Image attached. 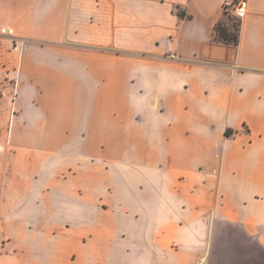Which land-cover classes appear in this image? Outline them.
Instances as JSON below:
<instances>
[{
	"label": "crops",
	"instance_id": "crops-1",
	"mask_svg": "<svg viewBox=\"0 0 264 264\" xmlns=\"http://www.w3.org/2000/svg\"><path fill=\"white\" fill-rule=\"evenodd\" d=\"M238 3L0 0V264L264 250V0L223 43Z\"/></svg>",
	"mask_w": 264,
	"mask_h": 264
},
{
	"label": "rangeland",
	"instance_id": "rangeland-1",
	"mask_svg": "<svg viewBox=\"0 0 264 264\" xmlns=\"http://www.w3.org/2000/svg\"><path fill=\"white\" fill-rule=\"evenodd\" d=\"M3 39L0 36V46ZM3 55H5L3 53ZM6 63L0 58V76L6 75ZM222 244L218 248L220 253H228L229 259L220 260L219 264H264V250L247 245L235 227L225 226L220 230Z\"/></svg>",
	"mask_w": 264,
	"mask_h": 264
},
{
	"label": "trees",
	"instance_id": "trees-1",
	"mask_svg": "<svg viewBox=\"0 0 264 264\" xmlns=\"http://www.w3.org/2000/svg\"><path fill=\"white\" fill-rule=\"evenodd\" d=\"M184 16L183 12H180ZM241 20L226 7L225 14L215 27L217 39L223 43L237 45L240 40ZM228 135L230 133L228 132Z\"/></svg>",
	"mask_w": 264,
	"mask_h": 264
},
{
	"label": "built area",
	"instance_id": "built-area-1",
	"mask_svg": "<svg viewBox=\"0 0 264 264\" xmlns=\"http://www.w3.org/2000/svg\"><path fill=\"white\" fill-rule=\"evenodd\" d=\"M227 8L235 16L242 19L247 12V0H239V3L237 5L228 4Z\"/></svg>",
	"mask_w": 264,
	"mask_h": 264
}]
</instances>
